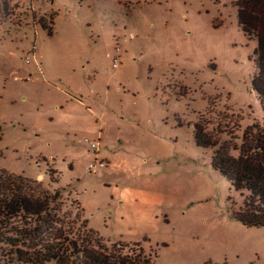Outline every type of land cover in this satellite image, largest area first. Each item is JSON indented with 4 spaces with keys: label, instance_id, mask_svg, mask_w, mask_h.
<instances>
[{
    "label": "rangeland",
    "instance_id": "obj_1",
    "mask_svg": "<svg viewBox=\"0 0 264 264\" xmlns=\"http://www.w3.org/2000/svg\"><path fill=\"white\" fill-rule=\"evenodd\" d=\"M235 1L0 0V171L155 264H264V227L235 219L244 198L194 133L209 112L237 143L264 125ZM98 140L106 167L89 172Z\"/></svg>",
    "mask_w": 264,
    "mask_h": 264
},
{
    "label": "trees",
    "instance_id": "obj_2",
    "mask_svg": "<svg viewBox=\"0 0 264 264\" xmlns=\"http://www.w3.org/2000/svg\"><path fill=\"white\" fill-rule=\"evenodd\" d=\"M239 26L257 38V74L253 87L264 110V0H236ZM42 26L52 32L45 18ZM232 116V115H231ZM202 115L194 127L199 147L216 148L214 165L243 196L235 219L247 227H264V125L248 126L237 143L239 126ZM217 118V117H216ZM213 129L210 130L209 126ZM227 137L228 141H222ZM56 171L48 172L57 184ZM66 211L59 191L44 189L36 180L0 171V264H155V254L140 243L106 244L93 229L80 203Z\"/></svg>",
    "mask_w": 264,
    "mask_h": 264
},
{
    "label": "built area",
    "instance_id": "obj_3",
    "mask_svg": "<svg viewBox=\"0 0 264 264\" xmlns=\"http://www.w3.org/2000/svg\"><path fill=\"white\" fill-rule=\"evenodd\" d=\"M119 52V49H118ZM119 65V61L117 58L114 59V67H117ZM87 144H89L91 150L95 153V158L88 164L87 170L89 172H96L100 169H103L106 167V163L98 158L97 151L99 149V140L98 142L95 141H86Z\"/></svg>",
    "mask_w": 264,
    "mask_h": 264
}]
</instances>
